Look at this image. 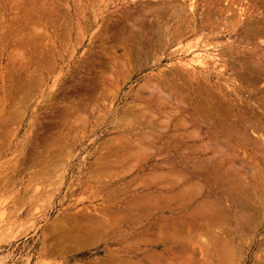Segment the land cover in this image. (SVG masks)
<instances>
[{
    "label": "rangeland",
    "instance_id": "rangeland-1",
    "mask_svg": "<svg viewBox=\"0 0 264 264\" xmlns=\"http://www.w3.org/2000/svg\"><path fill=\"white\" fill-rule=\"evenodd\" d=\"M262 22L264 0H0V264H262L205 125L212 88L241 104L234 60L264 66Z\"/></svg>",
    "mask_w": 264,
    "mask_h": 264
},
{
    "label": "bare ground",
    "instance_id": "bare-ground-1",
    "mask_svg": "<svg viewBox=\"0 0 264 264\" xmlns=\"http://www.w3.org/2000/svg\"><path fill=\"white\" fill-rule=\"evenodd\" d=\"M261 4H263V1ZM256 5H260V3L259 4L257 3ZM154 11H156V10H154ZM257 23L259 24L260 22H257ZM262 24H264V23L262 22ZM260 26H261V24H260ZM249 27H252V26H249ZM263 33H264V27L263 26L259 27V29L255 31V34L261 35ZM252 34H254V32ZM251 42H253V41H251ZM230 59H228V61ZM233 59H235V58L233 57ZM234 61H237V62H235V63L233 62V65H232V63H231V65L233 68L237 67L236 69L239 72V74H237V75L241 76L243 79L242 84H240L241 85V91H242V92H240V94L242 95L241 104H240V106H238V105L234 106L233 110L230 108L232 110V111L230 110L231 113L229 112V110L226 112L224 110L225 107L220 105V103H218V100H217L218 98L216 96L215 91H213V88H212V92H211V94H209L210 95V101L208 104L209 105V116L207 118L208 122H207V124L204 123L205 125H207L206 128L208 131V136H209V141H210V149H211V154H212V157L209 159V161H210V170L209 171L212 175H215V176H211L212 178H211L210 183L217 184V186L219 184V186L221 187V188H218L219 186L217 187L218 188L217 193H218V195L224 196V201L226 204V210L229 213H234L233 216L230 215L233 218L237 217L238 213L244 214V212L249 211V206H247V204L249 205L248 200H253V202L255 204L257 203L259 205L256 209V211L259 210L258 213L259 212L264 213V85H262V83L264 81V66H260V67L259 66H257V67L252 66L254 68H252V67L247 68L246 66L244 67L242 65L243 63L242 64L240 63L241 62L240 59H235ZM221 62L226 63V60H222ZM250 64H249V66H251ZM255 65H257V64H255ZM225 69H227V68H225ZM237 93H238V91H237ZM251 102H253V104H251ZM221 103H222V101H221ZM197 104H198V102H197ZM224 104L226 105V103H224ZM227 105H228V108H229V106H231V104H228V103H227ZM191 120H193V119H191ZM222 150H225L226 152L229 151V154L231 153L230 154L231 156L226 154V156L228 155V159L227 158H218V156H217L218 152L220 153V152H222ZM56 153H58V151ZM221 156H222V154H221ZM226 163H228L229 166H227ZM233 164H235V166ZM167 175H168V173H167ZM221 184H223V185H221ZM195 188L197 189V187H195ZM220 189H221V191H220ZM250 207H251V205H250ZM237 208H239L240 210L238 209V211H237L236 210ZM231 211H233V212H231ZM249 212H247V213H249ZM247 213H245V214H247ZM252 213H254V212H252ZM239 219H240V217H239ZM237 220H238V217H237ZM239 221H237L238 222L237 224H241ZM77 224H75V225L77 226ZM98 225H99V223H98ZM88 227L91 228L90 226H88ZM240 227H241V225H240ZM75 230H76V228H75ZM237 230H238V228H237ZM212 236H214L216 238V239L213 238L214 239L213 242H215V240H217V239L218 240L222 239V238H217V236H215V235H212ZM192 237H194V235ZM226 239L227 238H225L223 243L226 242ZM222 240H220V243H218L217 241L216 242L218 244H221ZM230 240L234 241L233 238L232 239L230 238L228 240V242H231ZM259 240H258V242H259ZM62 243H63V241H62ZM217 243H216V245H217ZM223 243L220 245L221 247H219L218 251L220 249H222ZM197 244H199V243H197ZM211 244H212V242H211ZM231 244L232 243L229 244L230 246L227 245V246H229L230 249H228V250H230V251H226V252H231L232 248L235 247L232 245L233 247L231 248ZM261 244L262 243H260L259 245H261ZM203 245L205 246L206 244H203ZM216 245H215V247H216ZM223 247H225V246H223ZM212 248L213 247H211V249ZM217 248H218V246H217ZM227 248H224V250ZM235 248H237V247H235ZM237 249H235V251ZM198 250L201 251V249H198ZM213 250H215V249H213ZM233 250H234V248H233ZM202 251H203V249H202ZM206 251H207V249L205 250V253H206ZM208 251H209V249H208ZM216 253L217 252L213 253V255ZM223 253L225 254V251H223ZM233 253H234V251L232 252V254ZM201 254H203V253L200 252V255ZM218 254H220V252H218L216 255H218ZM221 254H222V252H221ZM221 254H220L221 257L218 255L220 257V259L224 256V254H222V255ZM232 254H229V256H227V257H226V255H227L226 254L223 259L230 257V255H232ZM208 255L210 256V253ZM237 255H238V253H237ZM203 256H205V255H203ZM234 256L235 255H233L232 257H234ZM232 257H231V259L230 258L229 259H230V261L233 262V261H235L236 257H235V259ZM217 259L220 261L219 258H217ZM201 260H203V259H201ZM214 260H216V259H214ZM228 260H225V261H227V263H225V264H230L229 263L230 261L228 262ZM219 261L217 262V260H216L215 262L220 264ZM232 262H231V264H232ZM202 263L203 264H209L210 262L206 258L204 261H201V264ZM221 264H222V261H221ZM233 264H235V263H233Z\"/></svg>",
    "mask_w": 264,
    "mask_h": 264
}]
</instances>
